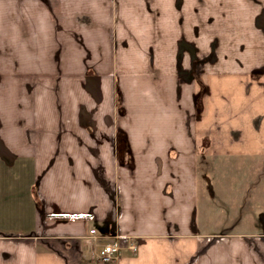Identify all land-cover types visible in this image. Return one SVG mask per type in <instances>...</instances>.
Here are the masks:
<instances>
[{
	"label": "crops",
	"instance_id": "crops-1",
	"mask_svg": "<svg viewBox=\"0 0 264 264\" xmlns=\"http://www.w3.org/2000/svg\"><path fill=\"white\" fill-rule=\"evenodd\" d=\"M0 142V264H264V0H0Z\"/></svg>",
	"mask_w": 264,
	"mask_h": 264
},
{
	"label": "rangeland",
	"instance_id": "rangeland-1",
	"mask_svg": "<svg viewBox=\"0 0 264 264\" xmlns=\"http://www.w3.org/2000/svg\"><path fill=\"white\" fill-rule=\"evenodd\" d=\"M207 157L208 158L204 157L202 170V174H204L205 176H207L208 174L209 176L213 175V178L222 179L223 174H226V176H228L227 178L240 180L246 178V176L248 175L252 178V176L256 177V175H259L261 172L264 173V170H260L258 165H256L252 170L244 169L246 165L250 164L252 157L243 155H236L232 156L231 158L225 157L226 159H219L218 162L222 164L230 163L229 165H233L235 167H232L230 171L223 172L224 170H220L216 171V173L214 171L213 173L211 169H207V166L211 165V163L213 162L212 156L207 155ZM260 188L262 187L258 185V187H255L253 189V196L257 195V192ZM215 189L216 194L214 195L213 203L214 210L210 213L209 216H207L208 218L206 223L208 227H211V229L215 230L216 232L232 230L228 232H235L236 234H249L248 232L250 230L258 228L260 226V224H258L260 210L254 207L256 205L255 201L258 200V196L252 199L249 198L252 203L245 209H240V201L242 200V195L240 194L239 188H231L228 192L225 191V187L217 186L216 188L215 186ZM223 201H227V204L225 206Z\"/></svg>",
	"mask_w": 264,
	"mask_h": 264
},
{
	"label": "built area",
	"instance_id": "built-area-1",
	"mask_svg": "<svg viewBox=\"0 0 264 264\" xmlns=\"http://www.w3.org/2000/svg\"><path fill=\"white\" fill-rule=\"evenodd\" d=\"M92 234L96 233L95 229L91 230ZM95 240V238H94ZM139 248L137 244H132L131 249L136 251ZM119 246L113 243H108L104 246V249L100 252L99 257L104 261H109L112 258H118Z\"/></svg>",
	"mask_w": 264,
	"mask_h": 264
},
{
	"label": "water",
	"instance_id": "water-1",
	"mask_svg": "<svg viewBox=\"0 0 264 264\" xmlns=\"http://www.w3.org/2000/svg\"><path fill=\"white\" fill-rule=\"evenodd\" d=\"M0 154L6 159H11V155L9 154V151H7V149L3 147L1 142H0Z\"/></svg>",
	"mask_w": 264,
	"mask_h": 264
},
{
	"label": "trees",
	"instance_id": "trees-1",
	"mask_svg": "<svg viewBox=\"0 0 264 264\" xmlns=\"http://www.w3.org/2000/svg\"><path fill=\"white\" fill-rule=\"evenodd\" d=\"M206 92H207V88L204 87V88L202 89V91H201L199 94L202 95V96H205ZM198 97H199V96H198ZM38 206L40 207V202H38Z\"/></svg>",
	"mask_w": 264,
	"mask_h": 264
}]
</instances>
